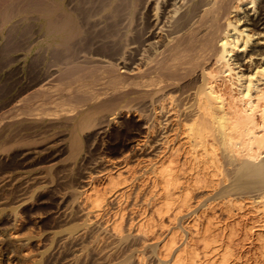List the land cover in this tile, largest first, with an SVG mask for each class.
<instances>
[{
  "label": "bare ground",
  "instance_id": "1",
  "mask_svg": "<svg viewBox=\"0 0 264 264\" xmlns=\"http://www.w3.org/2000/svg\"><path fill=\"white\" fill-rule=\"evenodd\" d=\"M18 61L53 66L29 81L20 105L0 114V151L15 145L12 128L66 122L74 155L81 132L89 126L100 132L107 113L117 109L136 111L138 129L171 127L184 135V159L159 156L153 162L156 203L130 228L145 237L160 228L149 251L161 264L235 263L233 242L249 226L195 211L185 225L173 223L199 188L214 190L228 210L239 192L257 189L253 206L264 216V0H0V63ZM158 135L161 144L169 141L170 135ZM120 174L109 178L111 189ZM91 189L82 191L85 202L104 209L106 189ZM122 219L117 210L110 226L120 248L115 255L108 250L104 264L145 259L146 251L125 243Z\"/></svg>",
  "mask_w": 264,
  "mask_h": 264
},
{
  "label": "rangeland",
  "instance_id": "2",
  "mask_svg": "<svg viewBox=\"0 0 264 264\" xmlns=\"http://www.w3.org/2000/svg\"><path fill=\"white\" fill-rule=\"evenodd\" d=\"M19 25H14L12 30H18ZM27 26L36 28L33 20H28ZM4 64L0 63V114L8 113L15 105H20L18 102H23L29 81L36 82L43 70L53 66L49 64L48 67L46 64L45 68L46 65L41 62L28 66L27 62L22 61ZM39 85L40 81L32 89ZM107 117L106 127L100 132L95 126L86 127L81 132V146L74 155L68 142L69 128L66 122L55 123V126L44 129L33 128L29 126L31 124L11 129L10 133L16 138V143L8 153L0 151V264H104L105 253L109 250V254L115 255L114 252L120 248L118 236L111 232L110 226L117 210L123 213L122 232L128 235L125 243L133 242L134 248L146 251L145 262H138L133 256L126 264L162 263L149 251L150 246L158 240L157 236L162 233L160 228L156 227L153 233L145 237L135 229L136 226L130 228V222H136L143 213L152 211L158 188L152 187V164L159 156L179 158L182 161L184 135L178 136V131L171 127L166 131L138 129L140 117L132 110L117 109L111 114L107 113ZM158 133L170 135L169 141L161 144L157 139ZM221 148L217 149V154L223 159L225 152ZM228 167L231 168V165ZM118 173H121L120 183L111 189L109 178ZM229 181L228 178L224 184ZM91 188L100 193L106 189L104 209L92 207L89 202H85L82 191ZM250 190L238 193L241 198L238 196L230 212L225 200L214 198V190L196 189L191 200L192 206L179 213L180 219L178 217V221L176 219L173 224L183 222L185 225L188 214H194L195 211L200 212L199 217L212 216L222 224L238 222L241 227L253 226L251 229L244 227L247 228V235L241 229L233 242L234 264H264V242L259 237L260 233L264 234V216L253 206L259 191ZM191 236L192 241L201 247L198 234L192 232ZM107 263L110 262L105 261Z\"/></svg>",
  "mask_w": 264,
  "mask_h": 264
}]
</instances>
